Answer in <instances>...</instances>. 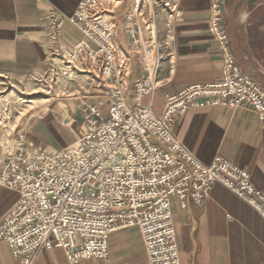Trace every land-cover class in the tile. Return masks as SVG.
<instances>
[{"label":"built area","instance_id":"2783aa9c","mask_svg":"<svg viewBox=\"0 0 264 264\" xmlns=\"http://www.w3.org/2000/svg\"><path fill=\"white\" fill-rule=\"evenodd\" d=\"M225 1L211 0L209 12L223 58L220 79L169 95L157 114L141 104L159 83L157 10L152 6L142 17V0H132L128 13L125 51L138 56L143 72L133 83L130 106L124 84L130 67L116 51V29L99 12V0H80L68 21L82 38L54 57L69 76L83 59L96 70L108 115L102 118L96 105L84 104L81 134L52 153L29 146L24 128L0 136V186L19 192L0 222V241L11 247L19 264H32L43 248H62L68 264L105 258L110 234L129 228L138 229L149 264H181L171 197L182 209L189 202L200 204L215 183L264 220V195L247 171L221 156L202 164L173 133L175 118L190 107L248 108L264 122V88L235 62L229 48ZM164 6L171 17L179 16L174 4ZM51 17L62 25L63 18L54 12Z\"/></svg>","mask_w":264,"mask_h":264},{"label":"crops","instance_id":"0c3cea01","mask_svg":"<svg viewBox=\"0 0 264 264\" xmlns=\"http://www.w3.org/2000/svg\"><path fill=\"white\" fill-rule=\"evenodd\" d=\"M79 2L0 0V77L37 75L51 57L81 39L80 32L68 21ZM131 3L126 0L120 10L115 6L109 14H103L119 16L114 21L115 37L125 45L128 40L124 29L129 24ZM170 3L179 11L178 17H171L165 6H153L158 14V49L163 38L165 50L158 51V87L141 99V104L157 114L169 95L189 85L215 82L222 75V54L209 26L211 0ZM52 12L56 18H63L61 26L55 25ZM224 12V27L235 62L264 88V0H226ZM125 57L130 70L124 84L131 106L133 83L143 72L135 54L127 53ZM75 100L63 105L56 102L21 124L28 145L52 153L72 144L83 130L84 104L96 105L102 118L108 115L101 90ZM173 133L202 164L209 165L214 157L221 156L247 171L252 185L264 195V122L252 110L190 107L175 118ZM18 199V191L0 186V222ZM170 201L181 264H264V220L230 190L215 183L200 204L189 202L184 209L176 197ZM0 264H19L3 241ZM32 264L68 263L62 248H43ZM81 264H149V260L138 229L129 228L110 234L105 258L86 259Z\"/></svg>","mask_w":264,"mask_h":264},{"label":"rangeland","instance_id":"374dc122","mask_svg":"<svg viewBox=\"0 0 264 264\" xmlns=\"http://www.w3.org/2000/svg\"><path fill=\"white\" fill-rule=\"evenodd\" d=\"M170 1L142 0V17H145V13L149 12L151 6L160 8L165 2ZM99 3V12L109 14L112 7L116 6L117 10H120L121 4L126 5V0H99ZM104 17L111 21L113 28H117L114 21L118 20L119 16ZM139 24L143 25V19L140 16ZM117 37H115L116 51L130 66L125 57V54L127 55L125 43H120ZM161 39L158 51L165 50V42L163 38ZM63 69L64 64L53 56L46 68L37 75L17 76V78L0 77V136L11 133L16 124L17 129L20 128L25 121L32 119L44 109L53 107L56 102L61 105L75 102V99L82 95L98 94L102 89L96 70H91L92 68L84 59L76 63L71 76L68 73L64 74Z\"/></svg>","mask_w":264,"mask_h":264}]
</instances>
